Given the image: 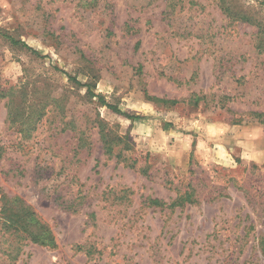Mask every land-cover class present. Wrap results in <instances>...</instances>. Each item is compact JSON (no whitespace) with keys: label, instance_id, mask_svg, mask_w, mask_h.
<instances>
[{"label":"rangeland","instance_id":"1","mask_svg":"<svg viewBox=\"0 0 264 264\" xmlns=\"http://www.w3.org/2000/svg\"><path fill=\"white\" fill-rule=\"evenodd\" d=\"M263 35L264 0H0V220L55 242L0 264H264Z\"/></svg>","mask_w":264,"mask_h":264},{"label":"trees","instance_id":"2","mask_svg":"<svg viewBox=\"0 0 264 264\" xmlns=\"http://www.w3.org/2000/svg\"><path fill=\"white\" fill-rule=\"evenodd\" d=\"M225 10L228 11V8L225 7ZM261 29V28H260ZM258 29L257 33H262L261 30ZM2 36L8 38L11 43L13 44H19L21 46L26 47L29 49L32 53L39 55V53L26 45L23 41H20L18 39H14L10 35H7L6 33H1ZM264 36V35H263ZM67 77L69 80L73 81L78 86H84L86 88V92L89 97H96L98 99V102L109 108L115 113L122 114L126 116L129 119H134L137 116L133 114L126 113L124 111H121L116 105H113L111 103H108L105 101L104 97L100 94L95 95L92 91V85L91 81L88 82H80L76 79V77H72L71 75L67 74ZM155 100H159V98L156 97H150ZM163 101H169L171 103H175V100H165L161 99ZM113 140L106 137H103V143L105 147V151L112 152L113 149ZM117 156V155H116ZM119 157V155L117 156ZM190 200V195H179L177 196L170 205H180L183 201ZM149 203L151 205H162L163 203L159 199H150ZM2 219L0 220L1 228L0 233L3 231H9L12 232L16 238H22V239H29L31 242L39 243L41 245H55L53 236L51 231L47 228V226L40 221V219L34 217V213L28 208L25 207V205H22L18 203V201H12L9 202L8 200H5L2 206Z\"/></svg>","mask_w":264,"mask_h":264}]
</instances>
